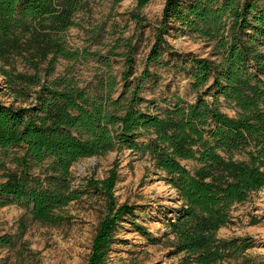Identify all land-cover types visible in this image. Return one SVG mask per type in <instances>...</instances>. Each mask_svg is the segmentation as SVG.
Instances as JSON below:
<instances>
[{"label":"trees","instance_id":"obj_1","mask_svg":"<svg viewBox=\"0 0 264 264\" xmlns=\"http://www.w3.org/2000/svg\"><path fill=\"white\" fill-rule=\"evenodd\" d=\"M89 1L0 0V74L14 96L10 104L0 100V154L14 165L4 166L0 206L24 201L35 221L58 226L69 220L64 209L86 193L73 186L71 166L130 149L148 154L180 195L170 222L179 264H217L244 252L252 246L246 238L218 232L232 222L236 203L264 187V0H166L144 75L121 108L110 94L92 96L61 77L47 78L60 58L75 57L65 33ZM177 24L214 42L217 58L190 57L194 102L176 96L160 113L143 110L139 94L149 67L161 62L165 34ZM118 180L116 161L104 179L88 181V189L104 196L107 213L86 264H109L119 224L135 216L134 205L117 203Z\"/></svg>","mask_w":264,"mask_h":264},{"label":"rangeland","instance_id":"obj_2","mask_svg":"<svg viewBox=\"0 0 264 264\" xmlns=\"http://www.w3.org/2000/svg\"><path fill=\"white\" fill-rule=\"evenodd\" d=\"M165 2L151 0L140 8L137 0H90L77 15V24L65 33L66 45L75 57L60 58L48 80L61 77L104 99L110 94L120 101L121 108L144 75L162 26ZM164 38L169 45L161 62L149 67L151 75L139 94V107L152 113L162 112L167 106L165 100L176 96L194 102L198 92L190 75V57L217 58L214 42L183 30L179 24L171 26ZM130 63L133 72L128 74ZM212 98L211 94L207 97ZM0 100L6 104L14 100L1 74ZM222 109L235 115L223 101ZM148 139L143 136L140 141ZM10 161L0 154V182L4 180V166L14 167ZM116 161L117 203H128L136 209L135 216L126 218L117 228L109 264H179L182 255L174 253L170 222L182 205L180 195L164 174L157 172L148 154L130 149L83 158L71 166L73 186L86 193L64 209L69 220L58 226L35 221L26 202L6 200L0 206V264H86L98 223L107 213L104 196L92 187L88 189V181L104 179ZM183 163L194 166L192 161ZM231 214L232 222L219 230V237L246 238L252 246L217 264H264V187L248 200L236 203Z\"/></svg>","mask_w":264,"mask_h":264}]
</instances>
